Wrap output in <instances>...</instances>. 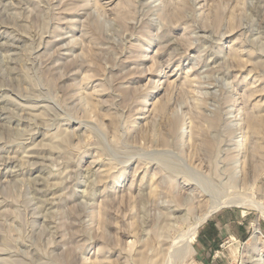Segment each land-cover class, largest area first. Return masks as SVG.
<instances>
[{
    "label": "rangeland",
    "instance_id": "1",
    "mask_svg": "<svg viewBox=\"0 0 264 264\" xmlns=\"http://www.w3.org/2000/svg\"><path fill=\"white\" fill-rule=\"evenodd\" d=\"M262 138L264 0H0V264H164ZM250 209L182 264H264Z\"/></svg>",
    "mask_w": 264,
    "mask_h": 264
},
{
    "label": "bare ground",
    "instance_id": "2",
    "mask_svg": "<svg viewBox=\"0 0 264 264\" xmlns=\"http://www.w3.org/2000/svg\"><path fill=\"white\" fill-rule=\"evenodd\" d=\"M244 118H245V120H247V117H244ZM234 125H238V124H234ZM239 128H241L239 130H242V134H241V136L238 137L239 140H237L235 151L238 154L237 156H239L238 158H240V156H241V158L245 159L246 153H244V152H246V151H243V150H247V147H245V148L243 147L245 142H246L245 128L243 127V125H241V126L239 125ZM246 128L253 130L255 133H257L259 135H261L263 133V131H262L263 128H262L261 124H256L253 122L249 126H247ZM262 139L264 140V138H262ZM258 147L261 148V146H258ZM261 149L264 150V147ZM244 161L245 160H243L242 162L244 163ZM235 172H236V177H234L232 179V181L233 180L237 181V179L242 176V175L240 176L239 174H237V169H235L234 173ZM239 172L241 173V171H239ZM63 180H65V179H63ZM240 180H242V179H240ZM210 184H207V185L202 184V183L199 184L202 186L204 185V188H205L204 190L207 193H209L210 197H211V202L209 204L207 211L205 213H203L202 215H200L198 218H195L196 220L193 222V224H191V226L189 227V230L186 231V233L183 235L182 240H181L180 236H178L177 241L176 240L172 241L171 246L168 247L169 249H168L167 255H164V257H163V263L164 264H171V263L173 264L174 263L173 260H178L180 262V264H182L185 261V258L191 252L194 251V245H195V242L197 240L199 228L203 224H205L212 217V215L216 214L217 212L221 211L224 208H230L233 206H238L241 208H251L253 210H256L259 213L260 218H262L264 220V203L257 202L251 196H249L250 198H243L242 196H241L242 198H233V196H232L233 194H231V196H232L231 197L229 194L226 193L225 189L223 190L222 187H219V189L222 188L221 192L220 191L218 192L219 189H217V191H216V192H218V194H217L215 192L216 189L214 191L210 190V188L212 187V184H211V187L209 188L208 185H210ZM222 184H223V181H222ZM218 185H219V183H218ZM213 186H215V185H213ZM214 188H216V186ZM211 189L213 190V187ZM223 191H225V192H223ZM255 233H256V235H260L261 234L260 229L258 228ZM257 238H259V237H257Z\"/></svg>",
    "mask_w": 264,
    "mask_h": 264
},
{
    "label": "crops",
    "instance_id": "3",
    "mask_svg": "<svg viewBox=\"0 0 264 264\" xmlns=\"http://www.w3.org/2000/svg\"><path fill=\"white\" fill-rule=\"evenodd\" d=\"M238 224L240 225L241 223L238 222ZM232 229L233 226L226 216L219 215L216 217V219L211 221V223H209L208 226L201 231L199 244L202 247L203 252L206 251L211 257L216 251L214 247H210L212 244L211 242L214 241V239H212L213 235L216 237H222L225 235L233 237L232 233L234 232V236L238 238L237 240H240L239 235H237L236 231H233ZM213 257L215 258V256Z\"/></svg>",
    "mask_w": 264,
    "mask_h": 264
}]
</instances>
